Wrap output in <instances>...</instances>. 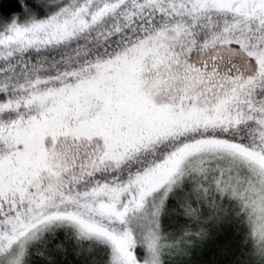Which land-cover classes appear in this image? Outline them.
<instances>
[{
	"label": "snow or ice",
	"instance_id": "1",
	"mask_svg": "<svg viewBox=\"0 0 264 264\" xmlns=\"http://www.w3.org/2000/svg\"><path fill=\"white\" fill-rule=\"evenodd\" d=\"M0 264H264V0H0Z\"/></svg>",
	"mask_w": 264,
	"mask_h": 264
}]
</instances>
